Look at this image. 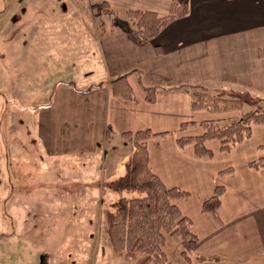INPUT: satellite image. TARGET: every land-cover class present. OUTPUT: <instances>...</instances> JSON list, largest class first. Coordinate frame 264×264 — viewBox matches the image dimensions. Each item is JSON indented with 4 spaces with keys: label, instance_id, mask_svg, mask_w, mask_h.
Here are the masks:
<instances>
[{
    "label": "crops",
    "instance_id": "1",
    "mask_svg": "<svg viewBox=\"0 0 264 264\" xmlns=\"http://www.w3.org/2000/svg\"><path fill=\"white\" fill-rule=\"evenodd\" d=\"M95 1H105L123 13L134 9L158 14L168 13L172 2ZM178 1L188 3V14L147 42L112 25L95 27L92 39L106 79L83 88L59 82L52 105L40 112L37 138L42 149L38 144L34 155L44 167L67 173L72 163L86 168L84 154L95 156L101 150L105 159L104 145L124 139L123 132H166L147 141L150 166L166 187L188 193L172 203L192 222L198 237L194 253L217 258L197 262L191 257L190 264H264V167L249 166L264 157V126L253 125L250 137L229 151L220 150L219 140H207L206 156H197L193 143L183 147L177 143L181 137L203 132L198 125L181 129L184 122L236 119L243 111L194 110L189 86L204 84L212 92L247 89L264 101V0ZM124 74L133 99L115 95L110 86ZM144 86L158 88L153 102L145 99ZM107 126L114 131L110 140L105 136ZM111 160L107 156L105 163ZM216 186L224 192L215 217L204 212L202 204Z\"/></svg>",
    "mask_w": 264,
    "mask_h": 264
},
{
    "label": "rangeland",
    "instance_id": "2",
    "mask_svg": "<svg viewBox=\"0 0 264 264\" xmlns=\"http://www.w3.org/2000/svg\"><path fill=\"white\" fill-rule=\"evenodd\" d=\"M99 3L0 0V264H126L107 240L103 211L126 192L115 181L125 173L129 142L104 145L105 159L101 150L82 155L86 168L72 163L67 173L34 155L42 149L40 112L59 82L83 88L106 79L92 34L100 19L110 29L114 15H102ZM163 250L171 264L184 263L177 237L167 236Z\"/></svg>",
    "mask_w": 264,
    "mask_h": 264
},
{
    "label": "trees",
    "instance_id": "3",
    "mask_svg": "<svg viewBox=\"0 0 264 264\" xmlns=\"http://www.w3.org/2000/svg\"><path fill=\"white\" fill-rule=\"evenodd\" d=\"M99 7L104 12L102 15H114L110 17L112 26L132 35L139 42L152 40L171 21L184 17L189 12L188 3L178 0H172L166 14L126 9L122 19L115 15L117 11L109 3L102 1ZM100 21L102 27V20ZM125 78L126 74L111 80L110 86L115 95L133 99L132 90ZM143 89L145 99L153 102L158 88L144 86ZM187 90L191 96L190 107L194 110L204 109L211 113L243 110L236 119L182 123L181 129L198 125L203 130L200 135L177 140L180 147L193 143L197 156L210 155V150L205 147L207 140L217 139L220 141V150L229 151L250 137L253 125L264 126V108L260 106V101L263 100L250 90L212 92L204 84L189 86ZM244 106L249 109L244 110ZM165 134L166 132L154 133L150 130L121 134L132 146V151L125 161V173L115 181L117 189L126 192L120 193L114 209L106 208L103 211L107 240L112 251L122 257L126 264H171L163 250L167 236L180 240L183 264H190L191 257L197 262L216 261V257L194 253L198 237L191 230L192 222L172 203V199L186 197L188 193L176 187H166L150 166L147 141ZM105 136L106 140L114 136L110 126L106 127ZM249 166L254 169L264 167V157L249 162ZM226 171L230 169L223 172ZM223 192V187L216 186L213 195L203 202L202 210L216 217Z\"/></svg>",
    "mask_w": 264,
    "mask_h": 264
}]
</instances>
